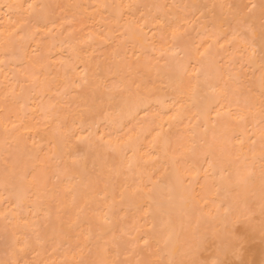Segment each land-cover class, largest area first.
<instances>
[{
    "label": "bare ground",
    "instance_id": "1",
    "mask_svg": "<svg viewBox=\"0 0 264 264\" xmlns=\"http://www.w3.org/2000/svg\"><path fill=\"white\" fill-rule=\"evenodd\" d=\"M0 236V264H264V0H0Z\"/></svg>",
    "mask_w": 264,
    "mask_h": 264
},
{
    "label": "rangeland",
    "instance_id": "2",
    "mask_svg": "<svg viewBox=\"0 0 264 264\" xmlns=\"http://www.w3.org/2000/svg\"><path fill=\"white\" fill-rule=\"evenodd\" d=\"M0 239L2 240V237H1V236H0ZM1 240H0V243H1V246H3ZM1 246H0V247H1ZM2 248H3V247H2ZM2 248H1V249H2ZM137 251H138V253L141 255L140 257L143 258L144 256L142 257V254H141L142 251L136 249V252H135V250H134L135 253H137ZM134 252H132V253H133L134 256H135V253H134ZM140 252H141V253H140ZM128 253H129V252H128ZM138 253H137V254H138ZM126 254H127V253H126ZM129 254H131V253H129ZM143 254H144V253H143ZM129 256H130V255H129ZM129 256H127V258H128ZM134 256H132V254H131L130 257L132 258V257H134ZM135 257H136V256H135ZM137 257H138V255H137ZM137 257H136V258H137ZM120 258H121V256H120ZM124 258H125V256H124ZM134 259H135V258H132V259L129 258L128 260H129V261H130V260H131V261H132V260L134 261ZM117 260H118V259H117ZM120 260H121V259H120ZM120 260H118V261H120ZM128 260H127V261H128ZM138 260H139V259H138ZM118 261H117V262H118ZM121 261H122V262L125 261V263H126V258H125L124 261H123V259H122ZM129 263H130V264H133V262H129ZM129 263H128V264H129ZM118 264H120V262H119ZM121 264H122V263H121Z\"/></svg>",
    "mask_w": 264,
    "mask_h": 264
}]
</instances>
